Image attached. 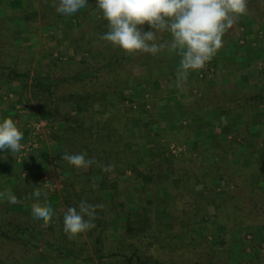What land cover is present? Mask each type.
<instances>
[{"label": "trees", "instance_id": "trees-1", "mask_svg": "<svg viewBox=\"0 0 264 264\" xmlns=\"http://www.w3.org/2000/svg\"><path fill=\"white\" fill-rule=\"evenodd\" d=\"M255 2H260L264 6V0H248V5L250 3L255 4ZM10 3L14 8H24L23 0H11ZM88 3L93 6L96 4V0H88ZM57 4L58 0H39L38 9L23 11V23L27 20L31 21L32 17L38 13L48 15L50 19L53 16L54 18H61L62 15L55 10ZM25 6L29 8L28 4ZM85 10L82 9L75 16H72L80 25L86 16L84 14L87 10ZM95 13L99 15L98 23L95 24L97 28L98 26H107V21L103 19L102 12L97 9ZM258 17L264 21V10L261 14L258 13ZM11 19L13 18L6 17L4 20L7 21L0 23V37H2L0 42V83L15 86L19 101L32 102L39 114L47 116L52 125L56 124L58 127V139L56 141L64 147L65 153H85L86 158L93 159L96 163L88 167L86 171L76 173V168L69 165L67 161L59 162L64 167H68L71 173L58 186L63 211L57 214L56 223H50L46 227L40 220L34 219L31 213V207L35 203L32 200L39 201L43 197L42 195L36 198L32 196L31 192L38 187L44 193L42 184L34 181L30 190L27 189L22 193L19 190L11 192L16 197L14 201L22 203L16 207H11V201L6 196H0V264H168L166 262L168 259L162 256L164 253L161 252L155 256L149 252L150 247L156 243L158 250L167 248L165 251L179 252L183 249L185 238L183 235L179 236V234L173 233L174 229L178 226V230H188L189 226L206 211L208 205H214L217 212H220L216 213V218L221 222H217L216 225L222 227L221 230L226 232L231 223L238 226L243 222L241 221L243 217L240 216L246 208L247 201L244 200L246 196L253 197V194H260L264 204V189L260 188L259 185L256 187L247 182L245 187L230 180L234 175L239 177L248 172H254L260 179L264 177L260 163L264 162V130L261 135L262 140L253 141L252 147L247 149L249 166L235 162L232 168L229 167L231 162L229 154L231 158L235 157V144H245L248 141L244 134L250 128L248 126L251 125V115L257 112L260 105L264 103V95L259 93L252 95L250 97L251 104L248 102L246 107L236 105V107L231 108L227 100L222 101L224 102L223 105L221 104L222 109H227V113L228 110L232 111L235 118H230L224 114L226 121L224 120L225 126L222 128L221 134L220 129L215 128L205 133L204 139L210 144V152H206L202 145L193 150V154L201 159V164L198 167L192 165L197 163L196 158L193 157L191 166L180 170L174 168L172 160L168 158L165 164V167L168 166V168L164 173L158 174L155 171V165L163 157L167 147L161 144L157 138L155 142L153 139L155 147H149L148 155L143 156L140 145L135 146L136 144L133 142L135 139L128 137V135L125 136V133L118 131V129L119 125L125 124L127 131L130 132V123L142 116L156 114L157 104L159 105L162 101L159 100L158 96L149 94L144 89L141 90V98L134 99L129 93H123L122 85L124 84L116 86L111 82L102 86L99 82L102 78V69H117L121 61L126 62L141 56L126 55L122 50L114 47L117 52L112 60L98 68H85L80 72L62 77L54 76L52 71L31 74L21 70L17 65L18 53L14 57L13 65L7 63L8 48L3 44L6 39L3 32L10 29L8 23H11ZM67 29L69 30L70 26H67ZM148 29L147 26L145 31ZM103 34L101 33V35ZM170 39L171 37L168 35V40ZM110 47L113 46L110 45ZM141 60L139 64L144 66L141 63H144L145 59L141 58ZM125 82L127 84L132 82V88L143 84L137 73L126 76ZM155 82L157 81L155 80ZM64 85L68 87L67 92L60 96L59 90ZM74 86H80L82 91L74 90ZM156 89L158 90V88ZM148 91L150 92V87ZM193 96L194 100L188 106L190 114L188 122L190 124L188 123L183 129H177L183 130L186 138H189L195 129V122L204 111L202 108L211 104L210 101L208 104H204L206 100L199 99L197 91L194 92ZM111 98L115 99L112 108L108 107ZM125 102L134 104L135 108H128L127 112L129 113L126 115V121H120L117 114L122 111L120 107ZM199 106L201 107V114L198 112ZM211 109L213 111L215 108ZM110 111L112 115H110ZM241 123H247L246 128L240 127ZM233 125L238 126L239 129L233 130ZM177 157L180 156H172L171 158ZM108 165L113 166L109 172L115 174L117 179L126 178L127 173H130L129 179L134 180L137 186L156 183L166 191L163 198L153 200L148 204L151 205L156 202L157 205L154 207H156V214L159 219L161 221L168 219V223L165 224V231L162 229L163 225L150 222L149 208L144 207L143 213L136 215L131 211L130 205L126 211L120 212L127 215L125 233L115 240L109 238L108 222L119 214L117 213L119 208L112 202V194L111 196L106 194L109 190L117 189V185L106 176L109 172L102 170V166ZM142 165H150V169L147 172H142ZM95 177L99 178L97 182L94 181ZM210 178L212 180L224 179L227 190L226 196L211 198L207 195L206 189L210 185L208 183ZM189 180L196 184L204 183V187L197 196H193L192 203L188 206L189 209L182 208L181 212L175 216L168 209V202L164 201V198L172 195V191L177 190L173 186L179 184L177 191H179L178 193L181 192L180 197L183 199L185 193L188 192ZM186 181L187 185L183 184ZM82 200L90 204L102 203L105 207L103 210L97 209L93 229L69 239L63 229V216L69 207H75L79 210V203ZM217 200L221 202L217 203ZM123 206L124 204H120L119 207ZM223 211H226L225 215L222 213L224 216H221ZM227 223L230 224L225 225ZM165 233L168 234L165 235ZM190 237L189 241L194 239L192 236ZM223 254L226 255L223 250L214 249V256ZM173 256L176 255L173 253ZM185 264L201 263L189 259Z\"/></svg>", "mask_w": 264, "mask_h": 264}, {"label": "rangeland", "instance_id": "rangeland-1", "mask_svg": "<svg viewBox=\"0 0 264 264\" xmlns=\"http://www.w3.org/2000/svg\"><path fill=\"white\" fill-rule=\"evenodd\" d=\"M10 1L11 0H0V23L2 21H7L4 20L6 17L13 18L10 21L11 25L8 23L10 29L3 32V36L5 35L6 37L3 44H5V47L8 48L6 60L10 65L14 64V57H16L15 55L18 53L19 55H17V57L19 56V61L17 65L21 70H25L31 74L36 72L47 73L52 71L54 76L62 77L75 72H80L85 68H98L102 64H106L112 60L113 56L117 52L114 47H110V42L100 39L101 33H106L108 28L105 25L104 27L98 26L97 28V25H95L98 23L97 20L99 19V15L95 13L97 10L96 4L93 6L89 5L92 9L88 7L89 9L87 8V11L85 10L86 13L84 15L86 16L82 19L83 23L80 25L76 19L72 18V16H62L61 18H54L53 16L51 20L48 15L43 13H38L36 16L32 17L31 21L27 20L23 23V11L28 12L29 10L38 9L39 0H23L24 8L21 9L14 8ZM26 4H28L29 8L25 6ZM250 7H252V3L248 5V8ZM242 19H244V16L241 17L233 26L235 27L236 24L238 25L239 23L243 24ZM67 26H70L69 30L67 29ZM143 28L145 31L147 24H145ZM258 29H260L259 26ZM158 35H162V39L168 40V33ZM1 40L2 37H0V42ZM140 56L141 57H134L130 61H121L117 69H102V78L100 77L101 79L99 82H101L102 86L103 84L106 85V83L110 84L111 82L116 84V86L118 84H124L122 85L124 88L123 93H129L134 97V99L141 98V90L144 89L147 93H152L153 95L158 96L162 103L159 105L157 104L156 114L142 116L140 119H136L133 123H130V132L127 131L125 124L119 125L118 131L125 133V136L128 135V137L135 139L133 142L136 144L135 146L140 145V150L143 156L148 155L149 147H155V145H153V139L155 142L157 138L161 144H164L165 147H167L163 157H161L160 160L157 159L158 162L155 165V171L158 174L164 173L168 168V166L165 167L166 160H168V158L172 160L174 168L183 170L184 168L191 166V160L195 157L197 163L192 165H196V167H198V165L201 164V159L197 158L193 154V150H195L197 146L201 145L206 152H210L211 150L210 144L200 139L201 137L204 138L205 135V133H203L204 129L200 126L201 123H199L202 122L201 119L196 120L194 125L195 129L191 132L189 138L184 136L183 130L181 131L176 129L175 132L172 130L168 131V129L162 127L160 123V106L165 104L163 106L165 107L166 103H168V64H170L173 60L172 58L177 55L165 49L156 56H152L150 54H143ZM141 58L145 59V62L141 63L144 64V66L139 64V62L142 61ZM133 73H137V75L140 76L141 82H143V84L139 87L132 88V82L128 84L125 82L126 76H131ZM155 80L157 82L154 83ZM197 84L198 83L195 84V86H197L195 91H210V88L202 87V84H199L198 86ZM149 87L150 92L148 91ZM67 88L68 87L65 85L62 86L58 94L63 96V94L67 92ZM156 88H158V90ZM73 89L82 91L80 86H74ZM116 95L118 96V93H116ZM114 100L115 99L112 98L110 99L108 107H114ZM21 103L23 104L24 111L21 110L18 112L19 116H16V121L22 122L25 113H33L34 115L30 118V120H33L31 123L33 124L38 120L45 122L47 126L46 135L48 137V141L58 145L59 143L56 141V139H58V127L56 124L52 125L48 121L49 119L47 116L39 114L32 102L28 103L24 100L21 101ZM128 108H135V105L128 102L121 105L120 110L122 111H119L117 114L118 120L126 121V115L129 113L127 112V110H129ZM110 113V115H112L111 111ZM201 130H203V132H200ZM28 139L29 138L26 136L25 141L27 142ZM30 139L33 138L30 137ZM246 143L235 144V157L231 158L229 154L231 161L229 164L230 168H232L235 162H241L244 166H249V158L246 153L247 149L252 147L253 142L250 143L247 141ZM62 148L64 149L63 146ZM33 150L31 152H33ZM170 156L180 157L171 158ZM38 159L42 158L39 157ZM58 160L59 159H56L55 163L47 161V165L44 167V174L41 173V175H39V180H33L42 184L43 189H45V192L49 194V196L56 195V197L51 199L49 202L50 204H54V206H56L57 202L61 205L58 194V186L65 180V178H67V176L62 173L66 167L60 164ZM260 163L262 164V172L264 173V162ZM149 169L150 165L141 166L142 172H147ZM75 172L81 173L84 171L76 168ZM106 176L111 182H114L117 185L116 190H109L106 194H108V196H111L112 194L111 200L114 205L119 208L117 211L119 214L113 217V219L111 218L110 220L112 221L108 222L110 239H118L125 233L127 215L120 212L123 210L126 211L130 205L131 211L136 215L142 214L144 207L149 208L150 222L153 224L154 222H157L160 225H163L162 229L165 231V224L168 223V219H163V221L159 219L156 214V207H154L157 205L156 202L148 205L153 200L163 198L166 194L164 189L156 183H149L146 186H137L134 180L129 179V177H131L130 173H127L126 178L120 179H117L115 174L112 172L107 173ZM98 180V177L94 178L95 182ZM223 180V178L222 180H212V178H210L208 180L210 185L207 187L208 189H206L207 195L211 198L226 196L227 190L224 183L225 181ZM230 180L245 187L246 183L250 182V185H255L256 187L259 185L260 188L264 189V177L260 179L254 172H248L245 175H240L239 177L234 175ZM184 183L187 185V181L183 182V184ZM178 186L179 184L177 186L174 185L173 188L178 190ZM203 187L204 183L196 184L194 181L189 180L188 192L185 193L183 199L180 197L181 192L178 193L179 191L173 190L172 195L165 197L164 201L168 202V209L176 216L181 212L182 208L189 209L188 206L192 203L193 196H197ZM246 193L248 195L247 191ZM244 200L247 202L245 204L246 208L242 211L240 216L243 217L241 220L243 222L240 223L241 225L236 226L231 223V226L227 228L226 232H223L221 230L222 227H218L216 225L217 222H221V220L218 221V218H216V213L220 212H217L214 205H208L206 211H204L195 220V222L189 226L188 230L186 229L187 231L178 230V226L174 229L173 233H177L179 236H184V243L186 244L182 246L183 249L179 252H173L176 256H173V253L170 251H165L167 248L164 250H158V244L156 243L150 247L149 252L155 256L161 252L164 253L162 256L168 259L166 261L168 264H185L189 259L199 261L201 264H264L263 199L260 194H253V197L246 196ZM220 202L221 201L217 200V203ZM120 204H124V206L119 207ZM57 208L53 207L52 209ZM225 212L226 211L221 212V216H224ZM56 213L58 214V211ZM50 223L53 222L51 221ZM228 224L230 223L225 225ZM46 226L47 225L45 224L44 227ZM166 234L168 233H165V235ZM190 236L194 238L191 241H189L191 239ZM214 249H221L226 253V255L223 254L220 256H214Z\"/></svg>", "mask_w": 264, "mask_h": 264}, {"label": "clouds", "instance_id": "clouds-1", "mask_svg": "<svg viewBox=\"0 0 264 264\" xmlns=\"http://www.w3.org/2000/svg\"><path fill=\"white\" fill-rule=\"evenodd\" d=\"M89 7L88 0H58V14L71 17ZM96 8L107 21L108 31L100 39L110 42L126 55L150 54L156 56L167 49L180 57L177 85L187 79L190 72L203 70L224 46L223 37L243 16L248 15V0H96ZM147 24L150 30L144 31ZM168 33L170 40L162 39ZM24 133L11 117L0 120V153H18L24 145ZM62 160L77 169H87L96 161L85 153L62 155ZM113 166H102L103 171ZM47 197L38 187L32 196ZM8 200L16 197L10 190L0 193ZM104 204L80 201L79 210L69 207L63 216V229L69 239L84 234L95 227L97 209ZM34 219L48 224L54 212L50 205L34 203ZM87 217V219H86Z\"/></svg>", "mask_w": 264, "mask_h": 264}, {"label": "crops", "instance_id": "crops-1", "mask_svg": "<svg viewBox=\"0 0 264 264\" xmlns=\"http://www.w3.org/2000/svg\"><path fill=\"white\" fill-rule=\"evenodd\" d=\"M252 7L248 8V15L242 19L243 24H236L223 37L225 42L223 48L210 61L214 70L211 76L207 72H201V70L190 72L187 79L181 81L178 86L177 70L179 69L180 57L174 56L172 58L173 60L168 64V103H166L165 107H163L165 104L160 106V123L162 127H165L168 131H175L176 129L185 128L188 123L190 124L188 122L190 120L188 106L194 100L193 94L196 92V83H198V86L202 84V87L210 88L209 92L197 91L199 99L206 100V104L209 101L211 102V104L202 108L204 111L201 116L199 115L201 114V107L198 110L200 112L198 119L202 121L199 123L204 129V132L203 130L200 132L203 133H207L212 128H220L219 132L221 134L226 121L224 116L227 114L230 118H235L232 111L228 110L227 113V109H222L221 104H224L222 101L227 100L231 108L236 107V105L246 107L248 102L251 104L250 97L252 95H257L258 93L264 95V31H262L264 30V21L258 17V13L261 14L264 6L257 2L252 4ZM258 26L262 30L258 29ZM16 92L15 86L0 83V120L6 117L16 120V116H19L18 112L24 111L23 104L19 101ZM210 106L215 109L212 111L209 108ZM33 115V113H25L23 121H17L18 127L24 133V137L26 138L27 136L29 139L32 137L36 141V146L33 148L34 150L32 149L33 152L30 151L23 157H20L18 153H10L8 151L0 153V192L2 193L6 190H10V192L19 190L21 193L27 189L30 190L33 180H39V175L41 173L44 174V167L47 165V161L55 163V160L59 159L58 161L62 162V155L65 153L62 145H55L48 141L45 122L38 120L37 122L40 123L39 129L33 127L31 123L33 120H30ZM263 116L264 103L250 117L251 125L248 126L250 128L244 134L248 142L252 143L253 141L262 140L261 135L264 130ZM246 126L247 123L240 124V127L246 128ZM232 128L233 130L239 129L238 126ZM25 138L23 141H25ZM200 139L206 142L204 138L201 137ZM23 141L21 142L23 143ZM39 157L42 159H38ZM86 170L82 169V171ZM62 173L65 176H69L71 171L66 167ZM47 195L49 196V194ZM48 196L41 197L39 202L38 200L32 201L41 205H50L52 208L58 207L53 209L52 222L56 223V212L62 211V206L58 202L56 206L49 203L56 195ZM10 204L11 207H16L22 203L11 201ZM17 212L19 211L17 210ZM41 223L45 225L43 221ZM49 223L46 225H49Z\"/></svg>", "mask_w": 264, "mask_h": 264}, {"label": "built area", "instance_id": "built-area-1", "mask_svg": "<svg viewBox=\"0 0 264 264\" xmlns=\"http://www.w3.org/2000/svg\"><path fill=\"white\" fill-rule=\"evenodd\" d=\"M202 71L207 72V74L211 76L214 72L211 62H209ZM33 127L36 129H39L40 123L39 122L33 123ZM35 142L36 141L33 139H29L27 142H23V143L21 142L24 145V147L22 148L20 152H18L19 156L23 157L26 153L32 151V149L36 146Z\"/></svg>", "mask_w": 264, "mask_h": 264}]
</instances>
